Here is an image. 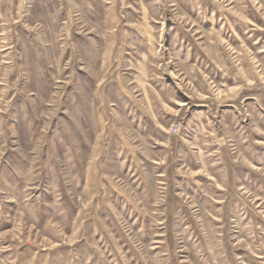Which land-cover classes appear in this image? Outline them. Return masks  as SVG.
Masks as SVG:
<instances>
[{
  "label": "rangeland",
  "instance_id": "obj_1",
  "mask_svg": "<svg viewBox=\"0 0 264 264\" xmlns=\"http://www.w3.org/2000/svg\"><path fill=\"white\" fill-rule=\"evenodd\" d=\"M0 264H264V0H0Z\"/></svg>",
  "mask_w": 264,
  "mask_h": 264
}]
</instances>
